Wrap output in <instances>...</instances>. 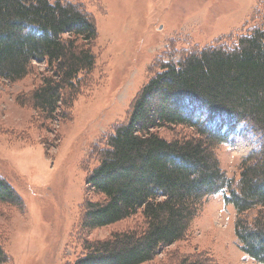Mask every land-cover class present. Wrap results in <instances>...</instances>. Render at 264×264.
<instances>
[{"label": "trees", "instance_id": "trees-1", "mask_svg": "<svg viewBox=\"0 0 264 264\" xmlns=\"http://www.w3.org/2000/svg\"><path fill=\"white\" fill-rule=\"evenodd\" d=\"M256 21L184 51L150 76L86 172L87 191L98 200L81 203L76 232L137 215L140 223L103 240L79 239L73 264L149 262L183 239L207 198L220 192L235 210L239 250L264 264V21ZM97 39L94 19L76 1L0 0V78L15 83L31 74L34 62L46 67L30 95L16 98L36 112L35 127L71 119L93 80ZM242 124L259 147L241 158L235 180L220 169L216 148ZM177 127L184 131L178 137L159 134ZM1 204L20 207L21 199L0 176ZM0 264H10L1 239ZM177 264L204 263L186 256Z\"/></svg>", "mask_w": 264, "mask_h": 264}, {"label": "rangeland", "instance_id": "rangeland-1", "mask_svg": "<svg viewBox=\"0 0 264 264\" xmlns=\"http://www.w3.org/2000/svg\"><path fill=\"white\" fill-rule=\"evenodd\" d=\"M73 1L94 19L98 39L92 46L93 80L74 102L71 119L40 129L33 123L36 112L16 101L39 85L44 63L34 62L31 74L15 83L0 78V176L21 199L20 207L0 205V239L10 264H73L79 239L103 240L138 226L137 215L76 232L81 203L98 200L85 178L105 140L125 122L133 99L162 63L243 32L256 18L264 21V0ZM183 132L159 130L167 139ZM258 147L257 138L240 125L229 143L216 148L220 169L237 180L241 158ZM222 194L207 198L183 239L143 264H177L186 256L204 264H259L239 250L235 210L224 205Z\"/></svg>", "mask_w": 264, "mask_h": 264}]
</instances>
